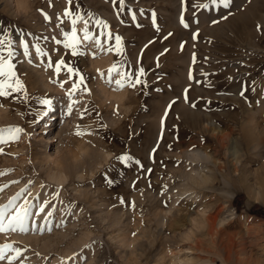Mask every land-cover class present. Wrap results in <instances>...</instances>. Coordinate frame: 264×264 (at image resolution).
Returning a JSON list of instances; mask_svg holds the SVG:
<instances>
[{
	"label": "rangeland",
	"instance_id": "374dc122",
	"mask_svg": "<svg viewBox=\"0 0 264 264\" xmlns=\"http://www.w3.org/2000/svg\"><path fill=\"white\" fill-rule=\"evenodd\" d=\"M0 40V264H264V0H0Z\"/></svg>",
	"mask_w": 264,
	"mask_h": 264
},
{
	"label": "snow or ice",
	"instance_id": "6c2138e0",
	"mask_svg": "<svg viewBox=\"0 0 264 264\" xmlns=\"http://www.w3.org/2000/svg\"><path fill=\"white\" fill-rule=\"evenodd\" d=\"M228 2H229V0H222V3H224L225 6H227ZM185 26H187V25H185ZM116 40H117V44H119L120 38L117 37ZM3 43H4V41L0 40V44H3ZM12 54L13 53H12L11 47L9 45V55H12ZM2 60H3V58L0 57V61H2ZM2 67H3V64L0 63V68H2ZM9 67H10V65H9ZM142 71L143 70L141 69V72ZM0 74H3V73L0 72ZM136 82L139 83V81H136ZM117 83H120V82L117 81ZM17 85H19V81H17ZM6 87H11V85H8V84H6L3 81H0V95H8L9 94L7 91L4 90ZM42 103L49 104L50 101L44 100V101H42ZM21 131H22V129H20V128H13V129L9 130V134H10L11 138L15 139V138H17L16 134L21 132ZM0 142H2V141H0ZM125 159H127V158L125 157ZM0 215H2V214H0ZM27 217H28L27 209L26 208H20L9 219V227L10 228H18L19 230L24 231L25 230L24 229V221H25V219H27ZM3 230H5L4 227H3V224L0 223V231H3ZM8 247H9V245L0 246V258H3V248H8Z\"/></svg>",
	"mask_w": 264,
	"mask_h": 264
},
{
	"label": "bare ground",
	"instance_id": "6f19581e",
	"mask_svg": "<svg viewBox=\"0 0 264 264\" xmlns=\"http://www.w3.org/2000/svg\"><path fill=\"white\" fill-rule=\"evenodd\" d=\"M18 2H19V4L22 6V7H25L26 6V2H27V0H18ZM173 3V2H172ZM175 3V2H174ZM177 3V2H176ZM18 14V13H17ZM19 15V14H18ZM12 17V16H11ZM20 19V18H19ZM17 23H18V21H17ZM21 26V25H20ZM2 28V27H1ZM29 30V29H28ZM64 30V29H63ZM3 31V30H2ZM21 33V32H20ZM2 36V35H1ZM2 38V37H1ZM4 44V43H3ZM56 50V49H55ZM50 56V55H49ZM32 65V64H31ZM38 68H39V66H38ZM48 69V68H47ZM34 70H36V74H38V75H40V81H41V84H43V86H47V89L48 88H52L53 90H54V85H57V83L56 82H53L52 80H49V79H47V77L45 76V74L44 73H42L40 70H38V69H34ZM44 70H46V69H44ZM52 70V69H51ZM61 71V70H60ZM38 72V73H37ZM45 72V71H44ZM24 74V73H23ZM49 74H51V73H49ZM53 74V73H52ZM8 76V75H7ZM10 76V75H9ZM49 77V76H48ZM10 78V77H9ZM38 78H39V76H38ZM67 79V78H66ZM69 79V78H68ZM8 80V79H7ZM18 80V79H17ZM63 81V80H62ZM25 82V81H24ZM62 83V82H61ZM70 83V82H69ZM75 86V85H74ZM37 87V86H36ZM56 88V87H55ZM76 88V87H75ZM58 89H60V88H58ZM35 91V90H34ZM58 91V90H57ZM8 92V91H7ZM65 92V91H64ZM9 93V92H8ZM60 93V92H59ZM4 98H7V100L9 101L10 100V98L11 97H9V94L8 95H2ZM30 96V95H29ZM9 97V98H8ZM9 105V107H13V106H21L16 100H10V102L8 103ZM32 106V105H31ZM67 111V110H66ZM65 111V112H66ZM68 112V111H67ZM71 112V111H70ZM70 116H72V115H70ZM210 122V121H209ZM55 124V123H54ZM213 124V123H212ZM204 125V124H203ZM217 126V125H216ZM213 127V126H212ZM54 128H56V127H54ZM217 128V127H216ZM220 130V129H219ZM247 137V136H246ZM252 138V137H251ZM255 139V138H254ZM249 142V141H248ZM235 152V151H234ZM197 153V152H196ZM185 159V158H184ZM187 169V168H186ZM190 174H192V173H190ZM209 176V175H208ZM51 177L52 178H54L55 180H57V181H64L65 180V178H63V177H61V175L60 174H57L56 175V177L55 176H53V174L51 175ZM192 177V176H191ZM255 181V180H254ZM258 181V180H257ZM254 183V182H253ZM258 183V182H257ZM200 184V183H199ZM253 186V185H252ZM254 188V187H253ZM256 191L258 192V193H260V192H262V190H261V186H258V189H256ZM33 192V191H32ZM264 193V192H263ZM32 194V193H31ZM260 195V194H259ZM262 195V194H261ZM32 196V195H31ZM257 197V196H256ZM211 223V222H210ZM209 223V224H210ZM211 225V224H210ZM214 225V224H213ZM215 228V227H214ZM212 229V228H211ZM146 231V230H145ZM210 231V230H209ZM212 231H214L215 232V229H213ZM217 232V231H216ZM144 233V232H143ZM226 243V242H225ZM225 245V244H224ZM227 245V244H226ZM138 248V247H137ZM135 251V250H134ZM228 251V250H227ZM230 252V251H229Z\"/></svg>",
	"mask_w": 264,
	"mask_h": 264
}]
</instances>
